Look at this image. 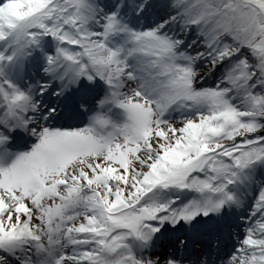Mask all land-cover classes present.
Wrapping results in <instances>:
<instances>
[{"label": "rangeland", "instance_id": "374dc122", "mask_svg": "<svg viewBox=\"0 0 264 264\" xmlns=\"http://www.w3.org/2000/svg\"><path fill=\"white\" fill-rule=\"evenodd\" d=\"M143 1L146 3L149 0ZM143 1L140 2L139 8L145 5ZM160 1L169 9L179 7L180 16H177L178 13L172 16V19L175 17L180 24L179 29L172 24L176 34L183 32L180 36L183 37L189 29L192 30L195 37L192 40L188 39L187 46L190 49L195 48L193 54L206 64L202 70L209 74L210 78L216 79L220 76L222 79L206 86L211 90L210 92L206 90L198 94L190 93L188 88L178 81L186 71L191 69V64L184 56H180L179 51L182 53L183 51L179 49V43L175 42L172 34L157 31L160 26L167 23L164 20L160 21L159 26L154 30L141 32L136 27V34H131L128 29L124 28V32L120 34L114 32L118 30L117 27H112L116 22V17L109 14L106 22H102V14L109 9L102 10L103 6L93 0H84L80 4L77 0H0V36L11 34L12 37L14 34L16 40L13 49L4 58L6 62L19 58L22 63V56L25 53L20 43L22 35L45 41L46 36L53 31L56 50L51 56L40 61L42 65L50 61L52 70L58 71L57 64L63 58L69 59L70 56H76L90 75L96 73L103 77L106 73H114L120 83H123L124 77L130 75L128 72L130 70H123L122 67L128 65L136 68L142 78H145L150 68L151 72L160 71L164 74L156 78L158 83L155 85L156 94L154 96L162 100V106L167 103L174 105L180 98H184V101L181 105H175L176 111L181 110L185 103H191V98L200 104H207L206 109H200L195 117L189 119H185V114L171 113L167 122H172L160 127L164 129L163 132L156 131L154 135L151 134L149 143L152 147L143 152L140 158L135 159L128 173L121 172L119 169L121 166L117 160V165L108 163L111 148L118 147L120 142H114L109 148L100 149L88 158L63 157L60 172L53 173L50 177V182L62 181L67 185L63 186L59 192L63 195L69 193L71 185L88 184L92 188L88 201H84L82 206L86 220L82 219L80 214L69 232L68 241L82 242L86 241L85 237L89 242L96 240L98 231L104 223L112 224L119 220L116 215L117 211L106 210L104 204L100 202L99 197H103L100 188L95 186L98 184L91 180L92 173L96 176L105 173L109 178L116 177V188L119 195L116 204L141 192L146 182L158 176L164 177L165 175L168 182L171 175L192 167L195 160V167L192 170L197 171L199 175L194 176L196 172H192L188 180L191 178L192 181L195 178L193 184L196 186L201 183L206 187L213 185L214 175L218 174L215 165L224 161V164L228 166L226 172L232 175L231 181L235 179L233 175L239 174L237 181L239 183L240 177L249 173L247 169L252 167L255 169L256 181L260 182L264 188V177L262 176L264 175V152L258 149L264 147V54L257 52V48L264 45V34H262L264 24H261L259 19L249 21L253 18L250 13L244 15L245 19L231 15V12H227L232 7L228 5L230 0ZM133 3L134 0H130V4ZM121 6L122 3H119L112 8L119 9ZM123 20L122 18L119 22L122 24ZM187 20L189 22H186ZM238 23L243 25L247 23L246 29L242 32L236 30L229 33L230 28L233 25L238 26ZM121 36H128V39L118 43L115 38ZM158 36L167 39V42ZM182 39L185 37L179 39L178 42L184 41ZM131 41H136V48L133 50L136 51V57L131 54L125 55L124 48H122L125 43L130 45ZM6 42L7 40L0 43V50ZM247 52L250 54L249 58H247ZM119 57L121 59H116ZM246 59L248 64H242ZM253 66L255 67L251 68ZM114 69L117 70L114 71ZM199 77L201 76L194 78ZM57 78L60 79V77ZM223 81H226L224 85H222ZM132 82L134 88L129 84L125 88L122 87V99L136 104L145 98V95L150 97L153 95V92L149 90L145 93L136 90V80L132 79ZM232 91L235 92L231 93ZM226 95L231 98L232 103L225 97ZM162 106L144 101L143 105L136 106V110L144 113L143 119L148 121L155 118L156 111L164 108ZM215 135H219L220 138L211 139ZM159 140L163 142V145L153 147L155 143H159ZM88 142L90 145L94 144ZM251 144H256V146L243 153L235 148L238 145L249 147ZM259 144L260 147H258ZM91 147L95 148L96 145ZM211 151L218 152V155L205 163L203 154ZM136 152H140L138 148ZM103 166L112 170L114 174L106 171ZM80 167L81 170H79ZM73 171L74 175L71 173ZM190 171L180 173L184 175ZM121 176L125 178L120 180ZM52 189V194L59 193L54 185ZM177 191L172 189L170 194L176 195ZM28 193L27 190H22L21 185H14L11 191L4 192L6 203L11 206L28 198L36 202L46 201L45 198ZM26 195L28 196L25 197ZM1 199L3 196L0 197L2 203ZM50 203L53 204L52 201ZM111 204L115 203L112 201ZM10 210L11 208L2 209L0 238L11 230L9 227L5 233L3 232L8 225L5 217ZM22 215L23 208L21 207L17 211L15 220H19ZM89 219H92L91 222ZM15 220L11 221L15 222ZM96 228L98 230H95ZM251 238L255 239L256 253L262 252L260 258L264 261V249L261 248L264 240V225L258 223ZM87 247L88 245L85 244L83 248ZM75 252L71 249L69 256L76 259ZM85 262L83 260L79 264Z\"/></svg>", "mask_w": 264, "mask_h": 264}, {"label": "bare ground", "instance_id": "6f19581e", "mask_svg": "<svg viewBox=\"0 0 264 264\" xmlns=\"http://www.w3.org/2000/svg\"><path fill=\"white\" fill-rule=\"evenodd\" d=\"M176 11H172L171 13H175ZM180 22V21H179ZM187 22H189V21H187ZM186 23V22H185ZM176 24H178V25H180L179 23H178V21H176ZM182 25V24H181ZM179 28H180V26H179ZM195 37V36H194ZM159 143L161 144V145H163V142L161 141V140H159ZM148 148H151V146L150 145H148L147 146ZM5 206V204L3 205V207ZM3 207L0 209V211L3 209ZM14 210H16V209H14Z\"/></svg>", "mask_w": 264, "mask_h": 264}]
</instances>
